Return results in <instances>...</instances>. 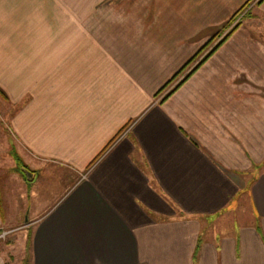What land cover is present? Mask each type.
<instances>
[{
	"label": "crops",
	"instance_id": "0c3cea01",
	"mask_svg": "<svg viewBox=\"0 0 264 264\" xmlns=\"http://www.w3.org/2000/svg\"><path fill=\"white\" fill-rule=\"evenodd\" d=\"M249 1L0 0L34 177L0 170V232L30 233L0 264H264V0L223 37ZM40 177L56 194L14 222Z\"/></svg>",
	"mask_w": 264,
	"mask_h": 264
},
{
	"label": "rangeland",
	"instance_id": "374dc122",
	"mask_svg": "<svg viewBox=\"0 0 264 264\" xmlns=\"http://www.w3.org/2000/svg\"><path fill=\"white\" fill-rule=\"evenodd\" d=\"M259 3H261V0H250L249 4H247V6H245L244 8H242V10L240 11V13L235 17V19L230 23V25L227 27L226 31L224 32V36L221 35L217 38L214 39V41H212V43H210V47L214 45V47L217 45V43L219 41H221V37H225L229 32H231L236 26H238L239 24H242L243 22L247 21L251 16H253L252 14V10L254 9V7H256ZM165 96V95H164ZM4 110L2 111L0 109V170L1 171H11L14 172L13 170H20L21 169V165L19 164L17 158H16V154L19 157L24 158V155H21V152L19 150V147L16 143V140L14 138L13 133L11 132V129L8 127L9 124V114L8 113H3ZM21 158V161L23 163L24 159ZM25 163V161H24ZM23 177V175H21ZM24 178V177H23ZM51 178V177H50ZM52 184L57 183V178L56 177H52ZM2 181H5V177H1L0 178V189L3 192L4 195V190L3 186H2ZM27 186V190L24 193V199L22 200V202H17L14 198L10 199L9 202V211H10V218L11 220H13L14 222H18L19 217L22 216V212L24 210V208L26 209V214H24V216L21 217V219H23L22 221H26L28 218H30L33 215V211L34 209L37 207L35 204V199L38 198L40 200H42L43 196L46 195H54L56 194L55 192L52 193H45L43 187L41 186V177L38 180L32 181V182H26L25 183ZM46 185V182L44 183ZM65 186V185H63ZM56 187V186H55ZM61 187V186H60ZM30 188V189H29ZM29 190H31V197L26 198V195L28 197V193ZM19 192V189L17 190ZM29 231L25 230V231H21V227L16 228L13 232L9 231V230H3L0 232V243H3L4 245H9V246H14L16 243H21L24 241L23 238H27L26 240H28V236H29ZM15 253V252H13ZM14 256H18L17 253ZM21 261H18L17 264H20ZM10 264H15V262H13L12 260H10Z\"/></svg>",
	"mask_w": 264,
	"mask_h": 264
},
{
	"label": "water",
	"instance_id": "95a60500",
	"mask_svg": "<svg viewBox=\"0 0 264 264\" xmlns=\"http://www.w3.org/2000/svg\"><path fill=\"white\" fill-rule=\"evenodd\" d=\"M22 172L27 177V179L29 181L33 180L34 177L32 178L33 175L29 171H27L26 169H24Z\"/></svg>",
	"mask_w": 264,
	"mask_h": 264
},
{
	"label": "trees",
	"instance_id": "16d2710c",
	"mask_svg": "<svg viewBox=\"0 0 264 264\" xmlns=\"http://www.w3.org/2000/svg\"><path fill=\"white\" fill-rule=\"evenodd\" d=\"M262 1H263V0H262ZM262 1H261V2H262ZM249 2H250V1H249ZM249 2H248L247 4H249ZM247 4H246V6H247ZM234 19H235V17L232 19V21H233ZM221 43H222V42H221ZM203 51H204V49H202L201 52H200L199 54H201ZM194 59H195V58H194ZM203 62H204V61H203ZM203 62H202V63H203ZM189 65H190V64H189ZM187 66H188V65H187ZM187 66H186V67H187ZM186 67H185V68H186ZM185 68H184V69H185ZM180 73H181V72H180ZM178 76H179V74H178ZM176 77H177V76H176ZM168 85H169V84H168ZM16 158H17L18 162H21V158H20L17 154H16ZM27 263H28V262H27Z\"/></svg>",
	"mask_w": 264,
	"mask_h": 264
},
{
	"label": "flooded vegetation",
	"instance_id": "af4514ba",
	"mask_svg": "<svg viewBox=\"0 0 264 264\" xmlns=\"http://www.w3.org/2000/svg\"><path fill=\"white\" fill-rule=\"evenodd\" d=\"M19 164L21 165V169H25V165L22 163V161L21 162H19Z\"/></svg>",
	"mask_w": 264,
	"mask_h": 264
}]
</instances>
